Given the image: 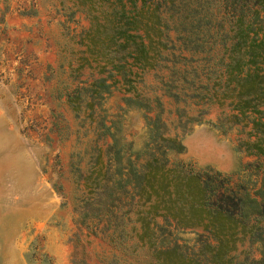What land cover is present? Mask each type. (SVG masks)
<instances>
[{"label": "trees", "instance_id": "trees-1", "mask_svg": "<svg viewBox=\"0 0 264 264\" xmlns=\"http://www.w3.org/2000/svg\"><path fill=\"white\" fill-rule=\"evenodd\" d=\"M78 35L69 105L92 116L112 86L144 109L140 149L98 119L75 220L149 264H264V0H69ZM100 114V113H99ZM234 130L241 172L172 158L194 123ZM180 231H191L182 239ZM130 242V243H129Z\"/></svg>", "mask_w": 264, "mask_h": 264}, {"label": "rangeland", "instance_id": "rangeland-1", "mask_svg": "<svg viewBox=\"0 0 264 264\" xmlns=\"http://www.w3.org/2000/svg\"><path fill=\"white\" fill-rule=\"evenodd\" d=\"M68 3L0 0V264H149L146 249L131 252L127 241L109 242L75 220L71 198L80 195V170L104 146L99 117L135 149L146 126L144 109L125 103L114 86L100 114L67 102L69 63L76 65V40L89 24ZM236 136L194 123L182 134L184 151L170 156L241 172L250 156L236 147Z\"/></svg>", "mask_w": 264, "mask_h": 264}]
</instances>
